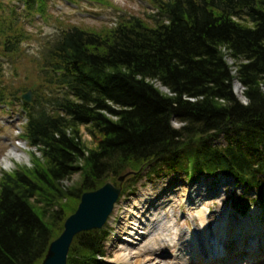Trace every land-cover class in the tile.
<instances>
[{
	"label": "trees",
	"instance_id": "obj_1",
	"mask_svg": "<svg viewBox=\"0 0 264 264\" xmlns=\"http://www.w3.org/2000/svg\"><path fill=\"white\" fill-rule=\"evenodd\" d=\"M149 1L144 17L62 29L44 47L38 93L22 102L31 165L0 175V264H41L81 194L128 171L122 195L160 172L221 175L264 207V0ZM12 25L1 30L7 51L21 37ZM81 127L95 146L83 145ZM107 236L77 234L67 264H115L104 260Z\"/></svg>",
	"mask_w": 264,
	"mask_h": 264
},
{
	"label": "rangeland",
	"instance_id": "obj_2",
	"mask_svg": "<svg viewBox=\"0 0 264 264\" xmlns=\"http://www.w3.org/2000/svg\"><path fill=\"white\" fill-rule=\"evenodd\" d=\"M150 9L149 0H46L41 4L38 3L34 9H29L17 0H0V43L3 40L1 30L6 29V32L9 33L7 29L11 24H13L14 33L21 36L18 45L19 51L13 54H4L0 49V88L11 93L17 88L26 87L38 93L36 90V86L40 84L38 58L44 47L57 37V32L60 30L73 26L90 30H104L111 27L121 15L144 17ZM39 90L44 96L51 93L44 86H41ZM236 95L246 101L242 86ZM19 105L21 106L19 101H14L9 108L0 107V163L12 148L11 146H16L14 148L18 152H25L28 161H30L31 150H35L27 147L22 148L16 144L20 141L18 134L23 121ZM5 110H8L10 114ZM172 123L175 126L180 125L174 120ZM79 133L86 148L95 146L96 143L86 132L85 127H81ZM14 164L29 165L24 159L20 162L14 161ZM151 177L141 178L134 186L133 191L129 192L131 188L127 190V193L121 196L114 206L108 222L103 227L109 232L105 242L107 253L105 260L116 264H135L136 255H139L138 258L144 259L145 264L154 263L156 260L159 261L156 264H175L177 261L180 264H185L186 261L183 260L185 257L182 255V258L179 259L176 254L180 252L181 248L185 250L187 247V251L191 250L190 253L188 252L191 254L188 257L197 264H204L203 260L211 254L209 238L214 239L219 229H224L222 232V237H224L227 227L224 226L227 220L226 216L233 215L236 220L240 219L244 213L243 200H250L256 196L254 192L244 193L243 188L236 184L235 187L230 185L217 189L216 187L220 186L219 180L201 176L196 178L199 180L193 179V181H188L182 173L177 172H160L158 176L152 175ZM79 180L80 173L75 172L64 181V185L73 186ZM209 194L218 195L215 198H208ZM236 198L243 200H237L238 202L235 203L232 199L236 200ZM160 202L163 204L160 205ZM246 202L250 203L247 216L251 218L252 222L246 223L247 230H251L253 222L262 224L264 229V212L261 208L252 205L250 201ZM148 207L156 210H153L155 213L153 216L145 219L148 217L146 214L151 212H146ZM198 210H202L204 213L203 222L200 216L202 212L199 211L197 214ZM241 217L246 218V216ZM135 221L143 224L135 225ZM157 224H161L158 229H156ZM203 225L205 226L202 229ZM129 226L139 227V230L147 233L140 234L138 232V235L131 236L128 234ZM235 232L232 230L231 234L238 236ZM159 233L160 236H158ZM129 238L131 239L128 240ZM235 238L237 237H233V239ZM238 238L240 239V237ZM154 239L156 242H153ZM195 239L197 242H193ZM216 243L223 249L222 254L225 255L227 261L225 245H228V242ZM234 243H232L231 249L239 247V244L234 245ZM153 245L156 249V252L153 251L154 254L146 251ZM124 247L129 248L132 252H138V254L134 253L127 262L120 250ZM254 250L252 254H249L248 249L242 253V256L239 257L238 254L239 258L245 257L244 260H246L242 259V262L238 264H264V245ZM230 252L232 253V251ZM161 253L163 256H158ZM148 256L154 259L147 261ZM229 256L235 257L233 254H229ZM257 257L260 261L256 262ZM235 259L233 258L228 264H233ZM206 264L212 263L206 261Z\"/></svg>",
	"mask_w": 264,
	"mask_h": 264
},
{
	"label": "water",
	"instance_id": "obj_3",
	"mask_svg": "<svg viewBox=\"0 0 264 264\" xmlns=\"http://www.w3.org/2000/svg\"><path fill=\"white\" fill-rule=\"evenodd\" d=\"M239 88V84L234 85L236 93ZM25 99L30 100V94ZM130 174L132 172L119 176L117 185L107 182L100 188L81 195L76 210L66 218L61 234L49 244L41 264H66L74 236L82 231L103 227L119 198L122 183Z\"/></svg>",
	"mask_w": 264,
	"mask_h": 264
},
{
	"label": "bare ground",
	"instance_id": "obj_4",
	"mask_svg": "<svg viewBox=\"0 0 264 264\" xmlns=\"http://www.w3.org/2000/svg\"><path fill=\"white\" fill-rule=\"evenodd\" d=\"M240 85V84H239ZM177 121L176 119H171V121ZM172 123V122H171ZM173 127H174V125H173V123L171 124ZM24 159V154L22 153V152H18L14 147H12L9 151H8V153L6 154V156H4L3 157V162H2V167L3 168H8V167H10V166H12L13 164H14V161L16 160V161H18V162H20V161H22ZM216 197V195H214L213 196V198H215ZM168 200V199H167ZM166 200V201H167ZM170 200H172L171 198H170ZM161 203L163 204V202H160V205H161ZM199 205H200V203H198ZM153 210H156V209H154V208H151V207H148L147 209H146V212H150L149 214H146V215H148V217L147 218H145V219H148L149 218V216H153L155 213H153ZM199 211L200 212H202V214L200 215L201 216V220H202V222H203V219H202V217H204V213H203V211L202 210H198L197 211V214L199 213ZM254 218H255V216L254 215H252ZM226 222H225V224H224V226H227L226 227V233H225V235H228L229 236V238L231 237V239H229V242H237L238 240H239V238L238 237H240V239H244V241L247 239V238H249V236H250V232L246 229V223H251V218L249 217V216H246V220H247V222H246V220L245 219H243V217H241L240 216V219H238V220H236L235 219V217L233 216V215H231V216H226ZM216 222V220L214 221V223ZM135 225H137V224H143V223H140L139 221H135ZM253 224H254V232H256V234H258L259 233V231H258V229L260 228L259 227V224L257 223V222H253ZM261 226H263L262 224H260ZM161 226V224H157L156 225V229H158L159 227ZM204 226L205 225H203L202 226V229L204 228ZM155 227V226H154ZM153 227V228H154ZM164 227H165V225H164ZM139 227H131V226H129V229H130V231L128 232V234L129 235H131V236H136V234L138 235V232L140 233V234H146L147 232H142L141 230H139L138 229ZM139 230V231H138ZM232 230L235 232L236 230L238 231V232H240V234L239 233H237V232H235V234H237L238 236H234V235H232L231 233H232ZM204 231V230H203ZM224 231V229H219V232L215 235V242H221V239L223 238L222 237V232ZM160 233L162 234V231H160ZM160 233L158 234V236H160ZM249 235V236H248ZM258 236V235H257ZM233 237H237V238H235V239H233ZM258 238H259V236H258ZM131 238H129L128 240H130ZM153 242H156V239H154L153 240ZM193 242H197V239H195ZM126 243V242H125ZM127 244V243H126ZM235 244V243H234ZM236 245V244H235ZM120 250H121V254H122V256H123V258L125 259V261H127L128 262V260H129V258L130 257H132V255L134 254V253H137L138 254V252H132L129 248H127V247H124V248H120ZM156 249H154V245H153V247L151 248V246H150V249H147L146 251H148V252H151L152 254H154L156 251H155ZM188 249H187V247L185 248V250H183L182 248L180 249V252H178L177 254H176V256L177 257H179V259L180 258H182V255H183V257H185V259H183V260H185L186 261V263L185 264H197L196 262H194L193 260H191L189 257H188V255H189V253H188V251H187ZM216 250H217V253H219V250H220V246H219V244L218 243H216ZM153 251H155L154 253H153ZM191 251V250H190ZM249 254H252V251H250L249 252ZM138 256L139 255H136V260H134V262H135V264H145L146 263V261L144 260V259H141V258H138ZM158 256H163V253H161V254H158ZM149 258L147 259V261H150V259H154V258H152L151 256H148ZM179 261H177L175 264H180V263H178ZM156 263H159V261L158 260H156L154 263H151V264H156ZM244 263H246V262H244ZM238 264V263H237Z\"/></svg>",
	"mask_w": 264,
	"mask_h": 264
}]
</instances>
